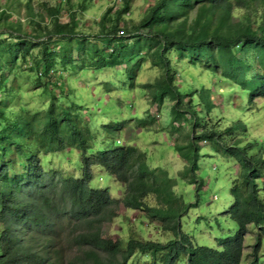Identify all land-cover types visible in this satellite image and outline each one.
Segmentation results:
<instances>
[{
    "label": "trees",
    "instance_id": "trees-1",
    "mask_svg": "<svg viewBox=\"0 0 264 264\" xmlns=\"http://www.w3.org/2000/svg\"><path fill=\"white\" fill-rule=\"evenodd\" d=\"M88 1L45 0L35 11L32 0H0V264H64L57 247L61 219L68 227L69 243L78 249L69 264H130L137 252L151 258L132 264H241L246 246L251 252L247 256H253L250 264H264V139L248 137L243 117H228L231 124L225 126L211 88L197 87V80L177 65L185 60L201 65L214 81L229 80L232 90L240 89L250 105L253 97L264 98V0H153L138 20L126 17L132 9L129 0H114L122 3L103 14L95 35L84 29ZM238 8L243 14L231 19ZM64 14L67 21L61 20ZM170 53L177 58L173 60ZM148 59L160 75L144 86L152 103H162L166 97L174 101L166 130L182 133L173 145L185 162L176 175L162 167L149 169L144 152L131 146L92 153V130H101L110 143L129 122L114 101L104 104L101 95L111 87L123 88L119 100L128 98ZM118 65L123 66L116 69ZM106 70L115 73L104 76L100 85L92 84V96L90 84L76 86L84 73L91 71L97 78ZM28 79L30 83L19 82ZM28 87L41 91L27 92ZM30 94L43 99L36 103L37 109L29 107ZM88 96L89 110L84 103ZM233 108L241 114L247 110L241 103ZM136 113L143 117H131L141 126L155 121L149 111ZM62 129L64 138L80 151L82 175L79 179L53 175L48 193L44 157L36 149L47 136L48 144L56 145ZM200 142L210 143L211 150L239 166L234 184H225L220 194L230 193L232 201L223 206L230 209L238 230L228 235L217 220L218 247L199 240L194 244L182 230L185 208L197 207L207 194L201 186L210 170L205 163L211 159ZM93 165L126 183L133 194L127 202L130 207L142 208L146 192H156L157 207L140 210L177 238L161 242L131 236L113 241L101 236V227L113 220L111 208L117 201L92 184ZM179 179L194 185V203L176 193ZM249 232L255 239L246 245Z\"/></svg>",
    "mask_w": 264,
    "mask_h": 264
},
{
    "label": "rangeland",
    "instance_id": "rangeland-1",
    "mask_svg": "<svg viewBox=\"0 0 264 264\" xmlns=\"http://www.w3.org/2000/svg\"><path fill=\"white\" fill-rule=\"evenodd\" d=\"M45 0H32L35 11L39 3H43ZM52 4H55L57 0H49ZM77 1V0H74ZM118 1V0H116ZM132 7L131 12L126 17L130 20H138L144 12V10L149 6L150 2L153 0H129ZM122 1L120 2V4ZM120 4H114V0H89L84 12V29L87 33L95 35L98 32L99 26L98 21L101 19L103 14L113 6L115 9L119 7ZM24 6L22 10H24ZM260 11H263V8H259ZM243 14V9L238 8L234 12L235 19L240 17ZM22 17V16H21ZM47 21L48 18L45 17ZM62 21H67L68 17L66 14L62 15ZM75 55V54H74ZM170 57L174 60L177 58L174 53H170ZM178 67L180 71L189 76L191 79L197 80L196 86L201 87H210L213 91L212 97L215 99L216 105L220 109V116L225 117L226 122L225 126L231 124V120L228 117H243V120L247 121L250 134L248 137L252 139H264V98L253 97L251 105L249 104V99L245 98V94H240V89H234L233 86H229L228 81L220 82L216 79V84L209 74L207 75L201 65L192 66L185 60L178 62ZM123 65H118L116 67L120 69ZM115 73L114 70H106L101 72L102 77L95 78L93 75L95 73L88 71L84 73L79 79L76 80V86L82 87L83 84H90V95L92 96L95 87L92 85H100L105 82L104 76ZM98 75V72L96 73ZM71 75V74H70ZM157 75H160V69L152 66V61L150 59L143 62L141 70L137 72L136 83L137 87L132 91L128 98L121 97L120 94L124 92L123 88H109L110 90L105 94L101 95L103 97L102 102L108 104L107 101H114L118 107L122 110V118L127 119V124L124 129L118 130V135L112 138L113 143L117 145H123L137 148L139 151L144 152V161L146 165L149 166V169L153 170L157 167H162L169 171L171 175H176L179 171L182 170L184 161L181 159L178 153L175 152L173 145L176 142L178 137L181 138V134H176L171 130H166V127L169 128L168 122L172 120L171 107L174 103L170 98L166 97L162 103H152L151 96L148 91V88L144 85L148 82H154V79ZM95 78V79H94ZM118 83V80H113ZM19 82L30 83V80H19ZM214 84V85H213ZM27 92L41 91L40 89L33 90L32 87L25 88ZM98 89V87H96ZM107 91V90H105ZM228 92L230 94H228ZM86 97V96H85ZM26 98L29 100V107L31 109H37L39 106L36 105L38 102H42L43 99L38 95H26ZM95 99H100L99 96H95ZM46 101V99L44 100ZM95 101V100H94ZM134 104L131 107L125 106L126 103ZM86 106H89L87 110L91 109L92 104L90 101V96L87 97V100H84ZM241 104L247 106L245 114L239 113L237 110H234L233 107H237ZM158 105V106H157ZM224 106L226 109L224 110ZM106 107H104L105 109ZM99 107L95 109L96 113ZM84 110L82 113L84 114ZM149 111V114L153 116L155 121L149 126H141L139 123H136L131 115H135L139 118L143 116L139 113ZM253 111V112H252ZM239 115H242L239 117ZM130 119V120H129ZM187 124L186 127H188ZM94 139L91 141L93 150L92 153L97 152L100 149H104L108 146V136L102 135V131L99 129L92 130ZM100 134L102 136H100ZM238 133H236L237 135ZM200 145L203 146V153L209 154L211 162H206L205 165L210 169L209 174L205 176V183L201 188L207 194H204L200 199L199 205L197 207L187 206L183 212V217H181L182 230L188 235L189 239L197 244V241H204L210 245L218 247L219 244L216 242V237H219L220 227L216 222L221 219V225L223 226V232L228 235H234L238 230V227L231 221L229 217L228 207L223 206L228 204L231 200V195L228 190L225 191L226 197L220 196L224 193L223 186L226 184L228 187L232 186L234 183L233 180H236L239 175V166L238 164L229 159L228 157L222 155L221 153L211 150L212 146L210 143L200 142ZM72 148V147H70ZM70 148L67 150L69 151ZM55 157L54 153L49 154ZM62 155V154H61ZM211 155V157H210ZM64 157L69 159L63 162L59 160H53V165H57L58 169L67 171L64 174L73 173L77 175L80 171V157L79 152H69V154H63ZM46 160L47 156L44 157ZM214 160V161H213ZM219 163L223 164L222 169L219 168ZM45 168V165H44ZM101 170L103 172H101ZM97 169L96 172L103 174L100 181L96 182V185H101L104 183L111 182L109 189L113 193V198L118 202L116 205L112 206V212L115 214L111 222L105 223L101 229V236L117 241L121 237H131L136 236L145 240L152 241H161L167 242L171 239L177 238L174 236L172 231L165 232L162 227L159 226V223L151 221L150 219H145L142 216L144 211L139 209L129 210L126 205L120 204V197L124 195L125 184L114 183V178L107 177L103 169ZM176 193L185 198V202L194 203L196 190L194 185L188 184L185 180L179 179L178 186L175 188ZM157 193L153 191H147L143 203L147 204L148 207L157 206ZM264 199V197H263ZM145 217V216H144ZM199 217H205L204 219L199 220ZM197 219L199 220L197 222ZM220 221V220H219ZM209 222V223H207ZM212 224L213 226H210ZM60 228L59 232L57 231V247L63 252V261L64 264H69V261L72 260L74 256L78 254V249L76 246L69 243L67 238L68 227L62 219L59 221ZM253 230L252 228H250ZM255 232V230H254ZM246 236V244H253L254 237ZM124 238V239H126ZM247 251H250V248L247 247ZM248 253L244 251L243 261L241 264H250L253 256H247ZM259 255V252H257ZM264 254H261V257ZM151 258L149 254L137 252L133 258L132 263L136 261L147 263ZM250 259V260H248Z\"/></svg>",
    "mask_w": 264,
    "mask_h": 264
},
{
    "label": "clouds",
    "instance_id": "clouds-1",
    "mask_svg": "<svg viewBox=\"0 0 264 264\" xmlns=\"http://www.w3.org/2000/svg\"><path fill=\"white\" fill-rule=\"evenodd\" d=\"M63 133H64V129L57 132V135H56L57 144L56 145L50 146V144H48V142L50 141V136H47V137H43L44 138L43 140H45V143L42 142L36 149V151L40 152V156L45 157L48 154L47 160L45 158H42L43 161L41 160V164L43 165V167L45 165L44 171H46V174L44 175V177H45L44 183L46 185V189H47L48 193H50V191H51V182H52L53 175H55V174L72 175V176H74L75 179H79L80 176L82 175L81 166H80L79 173L77 175H75L73 173L64 174L67 171H63L62 169H58L57 165H53V160H59L60 162H63L65 160L69 161V159L67 157H64L63 154L66 155V154H69V152H80L79 149L76 147L74 142L68 141L64 138ZM70 147H72V148H70ZM118 147H124V146L123 145H117V144L113 143V141H112V142L108 143V146L106 148H104V150H113V149H116ZM69 148H70V150L67 151ZM43 152H45V153H43ZM51 153H54L55 157H53L52 155L49 156V154H51ZM97 169H100V170L103 169L104 173L107 177L114 178V183H117V184H123V183L119 182V180L115 174L108 175V172L106 171V169L102 168L101 166H99V165L91 166V172H92L93 176L95 177L92 184L101 190L107 191L109 196H110V199L115 200L112 197L113 193L111 192V190L109 189V186H108L111 184V182L104 183L101 185L95 184L96 182L103 179V177H102L103 174L96 172ZM101 172H103V171L101 170ZM132 196H133L132 192L127 188V185L125 183V192H124V195L120 197V199H121L120 204L126 205L129 210H133V209H139L140 210V209H146V207H148L147 204H144V206L142 208H133V207L128 206L127 202L132 200V198H133ZM115 201H117V200H115ZM140 211H143V210H140ZM142 216H143V218H145L144 217L145 212L142 213ZM145 219H150V218H145ZM151 221H154V220L151 219ZM155 222H157V221H155ZM248 235H249V233L246 236H248ZM247 247L248 246H246L245 251L247 250Z\"/></svg>",
    "mask_w": 264,
    "mask_h": 264
},
{
    "label": "built area",
    "instance_id": "built-area-1",
    "mask_svg": "<svg viewBox=\"0 0 264 264\" xmlns=\"http://www.w3.org/2000/svg\"><path fill=\"white\" fill-rule=\"evenodd\" d=\"M121 33H122V31H121Z\"/></svg>",
    "mask_w": 264,
    "mask_h": 264
}]
</instances>
